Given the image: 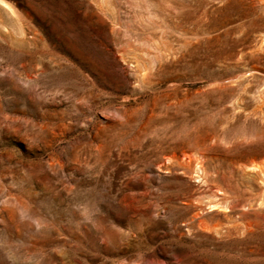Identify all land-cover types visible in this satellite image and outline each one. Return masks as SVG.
<instances>
[{
  "label": "rangeland",
  "instance_id": "374dc122",
  "mask_svg": "<svg viewBox=\"0 0 264 264\" xmlns=\"http://www.w3.org/2000/svg\"><path fill=\"white\" fill-rule=\"evenodd\" d=\"M0 264H264V0H0Z\"/></svg>",
  "mask_w": 264,
  "mask_h": 264
}]
</instances>
